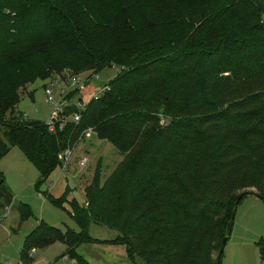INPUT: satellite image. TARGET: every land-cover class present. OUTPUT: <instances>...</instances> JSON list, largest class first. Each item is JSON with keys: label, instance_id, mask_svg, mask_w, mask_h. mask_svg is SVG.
I'll use <instances>...</instances> for the list:
<instances>
[{"label": "trees", "instance_id": "1", "mask_svg": "<svg viewBox=\"0 0 264 264\" xmlns=\"http://www.w3.org/2000/svg\"><path fill=\"white\" fill-rule=\"evenodd\" d=\"M172 3L157 18L155 0H0V159L17 148L38 188L87 128L121 156L102 181L96 170L84 204L68 202L77 230L37 221L19 261L57 241L75 264H89L76 248L93 242L124 245L132 263L216 264L235 197L264 198V0ZM111 67L106 89L65 106L61 126L15 114L35 79ZM158 114L167 121L143 142ZM43 195L63 209L66 190ZM11 199L0 172V208ZM90 222L118 234L93 239Z\"/></svg>", "mask_w": 264, "mask_h": 264}, {"label": "rangeland", "instance_id": "2", "mask_svg": "<svg viewBox=\"0 0 264 264\" xmlns=\"http://www.w3.org/2000/svg\"><path fill=\"white\" fill-rule=\"evenodd\" d=\"M171 2L172 0H155L153 15L158 18L164 13L165 9L173 6ZM117 71L118 69L115 67L105 68L98 75H91L86 71L70 75L69 72L64 71L61 75L51 73L45 80L35 79L19 89V100L14 107L15 114H20L25 120H38L47 123L52 104L45 101L44 89L51 90L54 102L63 101L67 106L73 105L77 109H81L92 93V96H94L102 92L101 89L107 81L115 76ZM72 76L78 77L82 84L78 83L70 86L69 80ZM69 93L71 95L67 98L66 96ZM81 97L82 101L80 102ZM166 121L167 119L164 115L158 114L148 129L143 142L147 141L149 136L164 125ZM81 135V139L74 143L72 147L66 149L70 152L66 162L56 166L47 180L50 182L55 176L64 174L62 170H67L69 174L73 172L72 174L75 175L74 178L77 184H72L75 182L74 180H68V185L75 186V189L72 190V196L76 202L83 200L82 189L91 183L96 170H99L100 181H102L121 160V156L116 149L109 142L97 139L90 129L87 128ZM17 155L20 158L22 157L20 151L12 147L0 159V172L3 182L12 195L10 203L0 208V263L48 264L56 257L58 258V255H60L59 249L58 252H55L56 254H52L54 250L48 247H35L28 253L29 263H27V260L19 261V251L24 235L39 220L61 230L65 226H70L74 230H77V227L72 220L70 222L67 213L63 209L53 206L46 198L42 199L40 197L39 194L45 193V184L42 183L36 188L37 172L30 163L18 159ZM247 191L255 192L254 188H248ZM66 201L64 197V200L60 201L61 206ZM18 202L27 205L31 216L24 219L19 216L16 209ZM90 228L97 230L94 233L97 236L100 235V237H105V234L107 235L106 232H110L109 229L92 222ZM98 228L100 231H98ZM237 235L242 238L245 236L250 241L253 251L252 264H264V202L251 194L243 195L234 208L229 237L226 239L222 249L219 264H227L231 245L235 237H238ZM56 264L75 263L69 260L66 263H61L58 258L56 259Z\"/></svg>", "mask_w": 264, "mask_h": 264}, {"label": "crops", "instance_id": "3", "mask_svg": "<svg viewBox=\"0 0 264 264\" xmlns=\"http://www.w3.org/2000/svg\"><path fill=\"white\" fill-rule=\"evenodd\" d=\"M17 158L23 161L25 160L23 156L20 158V156L17 155ZM27 163L29 162L27 161ZM51 172L49 173V175L51 174ZM62 172H64V174L62 173V174L55 176L50 182L47 181L49 177L48 175L44 184H45V193L52 196L53 198L59 197L66 190L65 198L67 201L66 203H64V205H62L63 210L66 212V210L69 209L67 202L71 201L72 199L75 200V198L72 196V190L75 189V186H69L68 182L71 180H74L75 182H73L72 184H75V183L77 184V181L74 178L75 175L72 174L73 172H71V174H69V172L67 173V170L66 171L62 170ZM82 193H83V189H82ZM39 195L40 197H42V199L45 198L43 194H39ZM77 202L80 204L82 203L84 204V195H83V200H80ZM69 220L71 222L70 218ZM90 224L91 222L88 224L87 233L93 239H96L99 241L112 240L118 234L116 231L105 227L106 229H109L110 232H106L107 235L105 234V237H100V235L97 236L94 233L97 230L91 229ZM67 227L71 228L70 226H67ZM99 228H98V231H100ZM237 236L238 237H235L234 242L231 245V250L229 253L227 264H252L253 251H252V246H250L251 245L250 241L246 239L245 236L243 238L240 237V235H237ZM45 247H48L49 249L54 250V253L52 254H56L55 252H58V249H59L60 255H58V258L60 259L61 263H66L68 260L72 263H75L73 260L68 259L66 256H61L63 252V248H64V245L62 243L55 241ZM76 252L80 256H82L89 264H141L140 260L137 258L135 259V263H132L131 261H129L126 255L125 246L122 244H109V243H103V242L84 243V244L79 245L76 248ZM58 258L56 257V259ZM56 259L53 260L54 262L52 261L48 264H56Z\"/></svg>", "mask_w": 264, "mask_h": 264}, {"label": "built area", "instance_id": "4", "mask_svg": "<svg viewBox=\"0 0 264 264\" xmlns=\"http://www.w3.org/2000/svg\"><path fill=\"white\" fill-rule=\"evenodd\" d=\"M82 84V82L80 83V80H79V78L78 77H76V76H72L71 78H70V80H69V84H70V86H72V85H75V84ZM106 89V87L104 86L101 90L103 91V90H105ZM100 90V91H101ZM44 93H45V101L47 102V103H49V104H52V110H51V112H50V116H49V121L47 122V125L49 126V128L51 129L52 128V125L54 124V122H58L59 123V126L60 125H62V124H60V123H62L63 122V119L60 117V115H61V112H62V110H63V108L65 107V106H67L66 104H65V102H63V101H61V102H54L53 101V97H52V95H51V90L50 89H44ZM97 95H94V97H96ZM78 119H79V116H78V114L77 113H75V114H73L72 116H71V120L73 121V122H76V121H78ZM70 154V152H69V150H65L64 152H63V154H62V156H61V165H62V163L64 164L65 162H66V160H67V156Z\"/></svg>", "mask_w": 264, "mask_h": 264}, {"label": "water", "instance_id": "5", "mask_svg": "<svg viewBox=\"0 0 264 264\" xmlns=\"http://www.w3.org/2000/svg\"><path fill=\"white\" fill-rule=\"evenodd\" d=\"M245 194H251V195H253L254 197H257V198H259L260 200H262V201L264 202V198L261 197V196H259V195H258L256 192H254V191H246ZM241 196H242V194H238V195L235 197L234 208H235V204H236V202L238 201V199H239ZM234 208H233L232 216H231V217H233ZM225 241H226L225 237L221 238L219 252L222 251V249H223V247H224V244H225ZM219 252H218V254H217V257H219ZM216 264H219V260H216Z\"/></svg>", "mask_w": 264, "mask_h": 264}]
</instances>
